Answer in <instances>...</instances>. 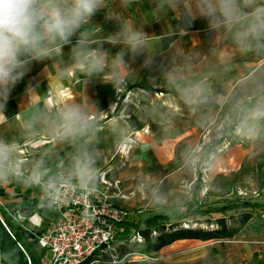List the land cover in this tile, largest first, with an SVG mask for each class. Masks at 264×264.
I'll return each mask as SVG.
<instances>
[{
  "label": "crops",
  "instance_id": "obj_1",
  "mask_svg": "<svg viewBox=\"0 0 264 264\" xmlns=\"http://www.w3.org/2000/svg\"><path fill=\"white\" fill-rule=\"evenodd\" d=\"M154 8V0H136L127 8L120 0H107L106 7L85 26L98 29L102 50L110 59L122 46L104 40L119 27L108 17L109 11L132 20L154 40V65L145 67L143 56L126 57L130 73L127 86L114 87L108 82L109 68L103 74L88 76L74 66L71 47L78 37H73L72 45L52 58L34 62L13 89L6 113L0 116V137L17 144L18 159L25 171L42 155L53 172L66 168L73 149L45 130L35 138L25 136L24 110L29 102L51 108L65 102L79 103L97 123L89 148L99 173L106 171L109 179L119 181L113 188L98 179L95 188L115 204L139 211L140 217L158 209H183L191 201L197 168H201V205L205 186L210 197L235 187L248 191V197L237 195V199H249L259 207L240 233L228 241L225 251L229 264H245L264 249V136L254 142L237 136L234 125L227 121V105L217 100L247 95L249 78L264 74V56L241 53L227 38L212 37L203 18H196L187 31L173 32L171 28L181 26L178 17L168 12L156 20L151 15ZM174 71L181 73L183 83L206 82L214 95L212 102L189 106L168 83L167 75ZM228 125L232 141H209L211 135ZM123 145L128 146L127 151L121 149ZM199 149L211 150L206 167L200 162L202 154L193 153ZM22 201L34 209L29 216L20 217L25 228L45 232L55 215L41 202L40 189L0 186V206L5 211L14 216ZM256 211L260 213L258 219ZM182 242L204 241L178 240L161 250Z\"/></svg>",
  "mask_w": 264,
  "mask_h": 264
},
{
  "label": "clouds",
  "instance_id": "obj_2",
  "mask_svg": "<svg viewBox=\"0 0 264 264\" xmlns=\"http://www.w3.org/2000/svg\"><path fill=\"white\" fill-rule=\"evenodd\" d=\"M120 2L127 8L136 0ZM154 4V19L159 20L168 12L178 17L181 26L171 28L173 32L187 31L196 18H203L212 37L227 38L241 53L264 56V0H154ZM106 5L107 0H0V116L5 115L11 92L33 63L52 58L72 45L73 37H78L71 47L74 66L88 76L103 74L109 68L108 82L114 87L127 86L130 73L126 57L143 56L145 67L155 64L153 38L132 20L111 11L108 17L119 27L104 40L122 47L109 59L102 50L98 29L85 27ZM167 79L189 106L206 105L214 99L203 80L183 83V76L175 71L168 73ZM246 87L247 95L229 96L217 102L227 105V121L234 125L235 134L254 142L264 136V74L249 78ZM40 130L73 149L68 166L53 172L42 155L25 171L18 159L17 144L0 137V186L38 187L41 202L49 207L59 203L58 197L67 184L91 193L99 179L89 148L90 138L97 131L91 113L76 102H65L56 108L29 102L22 131L35 138ZM9 252H0V264H14V252Z\"/></svg>",
  "mask_w": 264,
  "mask_h": 264
},
{
  "label": "trees",
  "instance_id": "obj_3",
  "mask_svg": "<svg viewBox=\"0 0 264 264\" xmlns=\"http://www.w3.org/2000/svg\"><path fill=\"white\" fill-rule=\"evenodd\" d=\"M210 150H206L200 162L207 166ZM200 170L197 168L198 177L195 181L194 191L190 203L183 209H172L140 217L133 215L125 221V234L132 231L138 232L142 243L133 247L128 241L117 247V264H123L128 256L133 255L137 248L139 255L152 256L163 247L178 240L223 241L229 240L240 233L244 225L253 217L258 203L249 199H236L219 207L208 206L203 208L199 203L198 194L201 187ZM33 207L24 201L19 205L21 216H29ZM216 214V216H212ZM34 233L25 228V221L14 218L13 215L0 206V252H14V264H44L42 258L46 252L33 243ZM12 251V252H11ZM107 260L109 257L104 255ZM4 259H8L7 256ZM90 260L86 261L87 264ZM9 264H13L9 261ZM245 264H264V249L254 253Z\"/></svg>",
  "mask_w": 264,
  "mask_h": 264
},
{
  "label": "built area",
  "instance_id": "obj_4",
  "mask_svg": "<svg viewBox=\"0 0 264 264\" xmlns=\"http://www.w3.org/2000/svg\"><path fill=\"white\" fill-rule=\"evenodd\" d=\"M127 147L123 145L121 149ZM106 187L117 188L119 181L109 179L106 171L99 173ZM51 206L54 219L45 232L34 233L33 243L50 254L47 264H115L119 262L117 247L128 241L133 247L142 243L138 232L125 234V221L139 211L115 204L108 195L93 188L91 193L67 184ZM15 216L20 218L19 212ZM14 216V217H15ZM104 255L109 258L105 260Z\"/></svg>",
  "mask_w": 264,
  "mask_h": 264
},
{
  "label": "rangeland",
  "instance_id": "obj_5",
  "mask_svg": "<svg viewBox=\"0 0 264 264\" xmlns=\"http://www.w3.org/2000/svg\"><path fill=\"white\" fill-rule=\"evenodd\" d=\"M230 127H222L221 130L217 131L211 135L209 141H219L223 138L230 139L233 138L230 136ZM211 149V148H210ZM209 149V150H210ZM206 149L195 150L194 154H202L204 156ZM211 151V150H210ZM205 163L204 159L202 164ZM205 173V172H204ZM206 181V178H204ZM205 184V183H204ZM206 185V184H205ZM204 185V186H205ZM207 187H203V196H201V202L203 208L208 206L219 207L222 204H228L237 199V195L241 197H248V191H244V189H239L237 187L229 189L225 191L223 194L217 197H210L207 195V191L205 192ZM209 191V190H208ZM259 191V190H258ZM247 194L246 196L244 194ZM157 212L150 213L153 215L154 213L164 212L163 210H156ZM259 211H256L255 217L258 219L260 216ZM15 216V215H14ZM212 216H216L213 214ZM18 218V217H17ZM22 221V218H19ZM41 233V232H39ZM230 240V239H229ZM229 240L223 241H204V242H182L181 244H176L171 248H167L161 250L152 256H144L139 255L137 252V248L134 247L136 251L133 255L128 256L123 264H229L227 261V256L225 254L226 247ZM38 247L37 245H35ZM39 248V247H38ZM50 254L45 252L44 257L42 258V262L46 263V260L49 259ZM106 264V263H100ZM117 264V263H115Z\"/></svg>",
  "mask_w": 264,
  "mask_h": 264
}]
</instances>
